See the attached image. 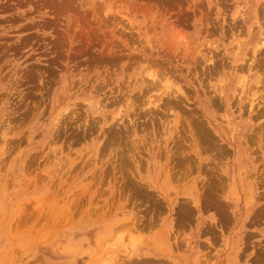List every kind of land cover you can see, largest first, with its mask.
Masks as SVG:
<instances>
[{"label":"rangeland","instance_id":"rangeland-1","mask_svg":"<svg viewBox=\"0 0 264 264\" xmlns=\"http://www.w3.org/2000/svg\"><path fill=\"white\" fill-rule=\"evenodd\" d=\"M263 41L264 0H0V264H264Z\"/></svg>","mask_w":264,"mask_h":264},{"label":"bare ground","instance_id":"bare-ground-1","mask_svg":"<svg viewBox=\"0 0 264 264\" xmlns=\"http://www.w3.org/2000/svg\"><path fill=\"white\" fill-rule=\"evenodd\" d=\"M263 46H264V41L262 42V44L260 45V47H263ZM260 47H259V48H260ZM153 77H154V76H153ZM154 79H155V78H154ZM154 79H153V80H154ZM242 85H243V84H242ZM168 89H169V88H168ZM165 95H166V94H165Z\"/></svg>","mask_w":264,"mask_h":264}]
</instances>
